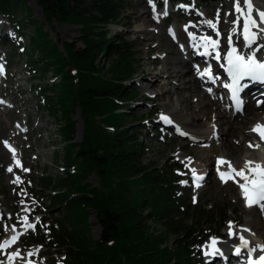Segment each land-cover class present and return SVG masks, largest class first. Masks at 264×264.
Masks as SVG:
<instances>
[{"label":"trees","instance_id":"obj_1","mask_svg":"<svg viewBox=\"0 0 264 264\" xmlns=\"http://www.w3.org/2000/svg\"><path fill=\"white\" fill-rule=\"evenodd\" d=\"M29 1L46 21L81 28L79 47L51 40L37 26L29 47L23 48L31 77L44 84L38 87V106L61 116L58 130L65 142L62 165L58 155L54 160L62 174L44 173L39 190L32 191L43 192L39 197L48 202L40 204L38 231L44 233L29 236L23 244L54 250L50 255L63 252L62 264H201L200 247L212 236L203 228L218 221L223 226L228 209L209 212L192 205L181 193L177 163L166 168L143 163L144 147L136 128L144 116L131 114L129 105L136 96L128 86L136 69L134 48L131 41L108 31L122 16L123 1L0 0V19L20 37L22 12L34 23ZM60 43L64 52L57 48ZM48 73L58 81L48 83ZM77 112L83 129L80 142L74 143L76 123L71 116ZM91 174L99 186L82 183ZM54 209L57 215H51ZM91 215L100 228L97 239L91 235Z\"/></svg>","mask_w":264,"mask_h":264},{"label":"rangeland","instance_id":"obj_2","mask_svg":"<svg viewBox=\"0 0 264 264\" xmlns=\"http://www.w3.org/2000/svg\"><path fill=\"white\" fill-rule=\"evenodd\" d=\"M122 1L125 6L124 12L119 18L117 25L109 26L108 31L111 36H116L117 39L122 38L131 41V45L134 48L133 55L136 61V69L135 75L131 82L128 83V86L131 91L136 93V96L129 105L131 114L135 115L137 118L144 116L143 121L139 123L140 127L136 128L140 130L138 139L144 147L143 163H154L157 164L158 168H166L173 162L177 163L180 166L176 175L180 179L181 193L184 194L186 198L190 199L192 205L195 207H202L209 212L218 208L228 209L227 222H225L223 226L218 221L215 225L209 226L206 224L203 228L204 233L212 235L201 247L202 264H204L206 258L205 248L211 245L213 239L221 245L226 243L228 239L226 235L227 229L230 224L231 228L233 227L232 225L235 220H237L236 226L240 227L244 225L245 221L249 218L248 216L253 218L256 211H259V215L263 217L262 224L264 228V210L261 209L260 205H256L253 210H250V208L246 209L241 195L238 194L240 188L233 180L224 183L218 181V159H215L213 156L214 154L216 155L217 152L214 151L211 153L213 155L208 154L211 152V149L216 148L215 145H212L213 143H198L197 137L194 135L188 136L187 133L184 136L182 135L183 137H180L176 135L175 127L179 128L177 124L173 122L167 124V122L161 120L162 115L167 111V109L162 106L165 102L163 101L162 103L157 97L155 98L159 90L157 88H151L150 85L152 80H150V78L145 79L144 77H147V72L149 70L154 71V75L159 72L160 68H167V66H165L167 63L175 61L180 55L182 56V53L179 55L178 53L184 49L185 45L181 43L176 44L173 41V36L169 35V29H173L175 37H179L180 35L186 37L183 31L187 32V30H192L204 21L206 23L211 21L214 26L216 24H224V18L228 8L224 0H201L199 2L198 0H190L189 5L185 6L187 15L179 12V14H172V16L168 18L171 22L163 23V20H161L162 39L165 41L157 43L151 39L146 40L144 38L145 36L141 33H134L137 25L143 23L138 18H135L134 12L136 14L145 12V16L151 20V24H154L153 26L158 28H161L158 26L159 23L153 20L149 12L152 10V15H158L162 18L166 16V12L163 10L154 12L152 5L154 6L155 3L153 0ZM192 2L201 3V6L194 10L192 4H190ZM234 3H236V0H234ZM27 5L31 9L34 23L29 20L25 12H22L21 18L24 20L22 37L17 35L6 20L0 19V63H5L8 70L4 82L0 84V101H2L0 102V190L3 193L0 195V216L2 217L0 230L3 238H6L11 230V223L16 227L21 225H25L26 227L21 236L22 238L20 237L21 239L12 247V252L7 251L5 256L3 255L2 257L3 253L0 251V257L3 258V262L8 261V263L12 262V264H14V262H17L16 264H27V259L32 262L37 261V264H62L63 252L61 255H50V253H55V251L42 248L38 244H33L31 246H25L23 244V241L31 236V234H38L37 232L39 231L43 232L42 229L39 231L37 229V227L39 228L42 226L40 219H42L41 211L43 209L40 207V204L42 202L48 204V202L43 199L44 197H39V195L44 194L43 192L33 194L32 191L34 189L35 191L39 190L37 184L44 173L52 177H57L62 174L60 166L64 160L63 144L65 143L58 130L62 124L60 120L61 116L54 117L49 115L43 106H38L37 100L40 99L38 87L44 84L39 83V80H34L31 77L27 65L28 57L23 48L29 47L30 38L37 26H42L43 31L49 34L51 40L56 41L59 38L61 42L71 43L79 47L80 44L77 43V40L80 35L81 27L73 23L48 22L42 17L39 8L34 2L29 1ZM172 10L174 11L175 8ZM204 14L207 15L204 16L205 19L201 18ZM252 15L253 18H255V11ZM144 24L145 26L148 25L146 23ZM148 28L152 30L153 27ZM236 30L239 38L240 28H236ZM257 37L258 42L256 44L260 45L259 43H263L264 36L257 35ZM57 48L64 52L62 43L58 44ZM35 53L36 52H34V54ZM152 59H158L159 64H152ZM101 61H103L102 66L105 71L108 68L107 63L104 59ZM209 64L211 65V63ZM193 66L194 64H192V68ZM183 70L188 71V68ZM197 71L199 70L194 68L193 72L195 73ZM188 72L189 73H187L184 78L185 81H187L188 77L192 76L193 73L190 71ZM163 74L164 73L161 74L159 81L156 82V84L160 86H164L168 82L164 79ZM46 78L48 79V83L58 81L54 79L51 73H48ZM210 90L211 86H209V88H204L202 92L207 94ZM187 96L188 95L185 94V97ZM208 96L211 97L210 95ZM216 98L217 96L213 99ZM190 102L192 103L191 98ZM182 108L184 109V106H182ZM190 113L195 115V111L193 110H190ZM71 118L76 123L74 128V140L71 142L79 143L83 129L79 112L72 115ZM211 121H213V119ZM199 122L201 124L203 121L200 120ZM252 125L254 124L247 125V131L251 130ZM133 127H135V125ZM202 127H204V124ZM157 128L161 131L160 135L156 133ZM251 140L254 142L253 139ZM5 142H7V147L5 146ZM186 143H189V145L185 147ZM10 147L14 148L15 155L8 150ZM182 149H186L185 151H189L186 153L196 156H187ZM56 155L59 156V160L61 161L60 166L57 167L54 165V160L57 157ZM221 157L229 162L232 161V159H228L224 156ZM206 159V165L208 163L211 164L210 177L216 181V184L214 185L212 180H207L199 186V189L191 188L190 171L192 167H189L190 163L198 165L199 167L197 170L200 172ZM16 161H19V165ZM234 164L236 165L235 162ZM9 168H11L12 171H8ZM24 169H27V171H24ZM17 177L20 178L19 181H16ZM82 183H88L92 187L99 186L98 178L94 174L89 175ZM51 213V215H57L58 210L54 209ZM32 214H34L35 217H33ZM12 220H14L15 223L12 222ZM89 223H91L92 238L97 239L100 234V228L97 225V220L94 215L89 217ZM188 223H190V221H188ZM148 224L149 227H152L151 223ZM29 225L32 227H29ZM217 228V235L219 237L213 235ZM233 229L236 228L233 227ZM252 237L258 241V245H264V237L258 234H254ZM3 238L0 239V244L3 243ZM29 253H31V255H29ZM20 254L26 259L21 260L15 258ZM230 264L232 263L230 262Z\"/></svg>","mask_w":264,"mask_h":264},{"label":"bare ground","instance_id":"obj_3","mask_svg":"<svg viewBox=\"0 0 264 264\" xmlns=\"http://www.w3.org/2000/svg\"><path fill=\"white\" fill-rule=\"evenodd\" d=\"M224 1L228 8L224 18V24H216L215 27H210V25L204 21L196 28L187 31L186 37L178 35L179 38L177 41L182 45H185L184 51L177 52L178 55L182 53V56L180 55L181 58L178 57L175 61L167 63L165 65L167 68L158 69L159 72L154 75V71L149 70L147 72V77L144 78H150V80H152L150 85L151 88H157L159 90V93L155 95V98L157 97L162 103L163 101L165 102L162 106L163 108H166L167 111L162 116L168 117L171 123L173 122L174 124H177L179 129L187 133L188 136L194 135L197 137L198 143H213L212 145H215L216 148L211 149V152L208 153L209 155H213L211 153L216 151L218 155L217 153L216 155H213L215 159L223 158L221 156L232 159V167L235 169L237 167V170L244 168L245 162L249 160L264 167V141H261L260 137L251 130L247 131V125L249 124H264V104H262L264 103V85H258L246 90L244 94L246 97L245 110L242 115H233L229 113L225 104L218 100V98L213 99L215 96L218 97L222 92L217 82L219 80V74L222 71L221 64H223V60L215 57V53L220 52L224 48L226 50L230 46H236L240 50V54L246 55L245 58L254 55V57H258L261 61H264V37L263 43H259L260 45L256 44L258 42L257 35L264 36V24L260 23V18L258 16L259 11H264V0H251V17L257 21L255 27L249 26L248 29L249 33L254 34L256 37L251 43L246 39L244 28L245 21L248 19V9L241 5V11L237 12L234 0ZM254 11L256 14L255 18H253L252 15ZM152 12V10L149 12L151 17H153V20L156 23H159L158 26L161 27V19L157 15H152ZM134 15L135 18H138L143 22L142 24L137 25L134 30L135 34L141 33L145 36L144 38L146 40L151 39L157 43L165 41L162 39V27L158 28L153 26L154 24H151V20L145 16V12H140L139 14L134 12ZM144 23L148 25L145 26ZM148 27L153 28L152 30H149ZM236 28H240L239 38ZM169 33L173 34L172 30H169ZM205 38H211V40L217 41L216 47L213 48L211 44H208ZM198 49H200L199 53L197 52ZM204 51H208L209 55L204 57L201 54ZM207 60L215 61V63L219 65L218 69H215L216 65H214V63L210 65ZM151 62L152 64H159L158 59H152ZM194 62L200 67L201 73L208 70L210 72V77L208 78L207 75L202 76L199 71L194 73V68H192ZM185 68H188V71L193 72L192 76L188 77V79L186 78L187 81H185L184 78L189 72L184 71L183 69ZM162 73H164V79L168 81L164 86L156 84L161 78ZM208 81H213L214 85H216L211 87V93L207 92L211 97L202 92L204 88H209L210 85H208ZM185 94L190 96L185 97ZM190 98L192 99V103L190 102ZM182 106H184V109ZM190 110L195 111V115L191 114ZM212 119L213 121H211ZM161 120L166 122L162 118ZM200 120L203 121L201 124L199 122ZM203 124L204 127H202ZM254 125H252L251 129ZM251 139H253L254 142ZM250 143L253 145L259 144L260 147L249 148L248 145ZM188 145L189 143H186L185 147ZM182 150L187 156H196L186 153L189 152L185 151L186 149ZM12 152H14V150H12ZM206 162L207 159L205 160L202 170L199 173H195V175L204 176V181L212 180L215 185L216 181L210 177L211 164L208 163L206 165ZM189 167H192V170L194 169L195 171H198L197 169L199 166L190 163ZM244 170L247 174V169L245 168ZM220 171L227 172L228 166L226 164L221 165ZM218 178V181L221 182L219 175ZM231 180L232 179H229L227 182H230ZM236 180H239L240 183H244L239 177H236ZM240 193L241 192L239 191L238 194ZM256 205H253L252 207H244L253 210ZM248 217L249 218L245 221L244 225L240 227L236 226L237 220H235L232 226L236 229H233V227L227 229L228 232L231 231L234 235L230 236L228 233L229 236L226 243L221 245L217 242L214 246H208L205 248L206 258L204 264H229L231 259L227 256L223 259L224 263L222 262V259L218 256V252L220 251H228L230 253L229 255L233 256V251L236 250L237 247L241 249L240 253L243 255L253 253L256 247L258 250V241L252 236L258 234L259 236L264 237V228L262 224L263 217L259 215V211H256L253 218L250 216ZM23 229L24 226L22 225L19 229L13 231L12 235L8 234L5 238L6 243L12 241L13 237H16L17 235L19 236ZM240 237H243L248 241V247L246 248L247 251H244L245 247L241 245ZM14 242H16V239ZM12 243L8 244V246H11ZM216 249L219 251H216ZM262 250H264V248ZM248 259L251 260L252 256L250 255Z\"/></svg>","mask_w":264,"mask_h":264},{"label":"snow or ice","instance_id":"obj_4","mask_svg":"<svg viewBox=\"0 0 264 264\" xmlns=\"http://www.w3.org/2000/svg\"><path fill=\"white\" fill-rule=\"evenodd\" d=\"M241 5H243L245 8L248 9V19L245 21L244 28L246 33V39L249 41V43L253 42L255 40V35L252 33H249L248 29L249 26L255 27L257 24V21L252 19L251 17V11H252V2L251 0H236V11H241ZM166 14V13H165ZM258 16L260 18V23L264 24V11H259ZM210 26L215 27L214 24H212L211 21L208 22ZM218 34V33H217ZM208 44H211L213 48L216 47L217 41L211 40V38H205ZM234 51L229 52L227 61H228V68L227 71L229 72V75L232 80L231 85H225L226 87H230L232 90V96L233 99L237 102H239L238 93L240 91L241 85L240 81L243 80L245 77H248L253 80H260L264 81V61H258L256 58H254V55H250L247 58L240 56V55H234ZM217 58H219V54H217ZM3 72L2 67H0V73ZM202 76L208 75L210 76V72L208 70H205V72L201 73ZM2 102V101H0ZM162 119H164L166 122L171 123V121L166 116H162ZM253 133L258 135L261 139V141H264V124L257 123L253 126L251 129ZM5 146L7 147V142H5ZM249 148L252 147H260L259 144L253 145L249 144ZM13 155L15 153L13 152ZM16 163L19 165V161H16ZM226 164L228 166L227 172L220 171V166ZM187 166V165H186ZM247 169V174L245 173L244 169ZM8 171H12L11 168L8 169ZM24 171H27V169H24ZM217 171L218 175L222 182H227L228 179H232L234 182L238 184V187L241 189V192L243 194V198L245 200V206L246 207H252L253 205H260L261 209L264 210V167H262L260 164L255 163L252 160L246 161L244 168L242 169H235L232 167L231 162L224 160V159H218L217 160ZM193 172V181L196 183L197 181L203 179V177H198L195 175V170H192ZM236 177H239L240 180L244 181V183H240L239 180H236ZM20 178L17 177L16 181H19ZM14 181V182H16ZM196 186L199 187V184L196 183ZM195 202V198H194ZM29 227H32L29 225ZM229 228L231 229V224L229 225ZM230 236H233L234 233L231 231L229 232ZM16 237L12 238V241L7 242L6 244H0V248H4L8 246V244L14 242ZM241 245L244 247H247L248 241H246L243 237H240ZM217 243L215 239L211 241L210 246H214ZM216 251H219L216 249ZM236 252H240V248H236ZM31 255V253H29ZM11 259V257H10ZM261 261H264V256L260 257Z\"/></svg>","mask_w":264,"mask_h":264}]
</instances>
